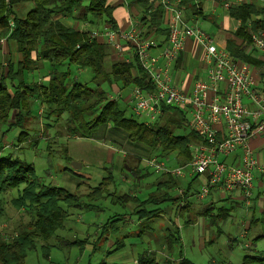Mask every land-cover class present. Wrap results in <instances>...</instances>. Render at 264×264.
<instances>
[{
  "label": "trees",
  "instance_id": "1",
  "mask_svg": "<svg viewBox=\"0 0 264 264\" xmlns=\"http://www.w3.org/2000/svg\"><path fill=\"white\" fill-rule=\"evenodd\" d=\"M195 1L181 0L184 14H196L202 19H207L208 16L202 13L200 4H195ZM26 2H32V7L23 16H17L13 6ZM131 3L138 8L139 24L144 29V37H166L167 30L163 27L164 9L161 4L156 0H131ZM114 9L115 6L109 4L108 0H0V38L11 40L19 55L15 63L9 61L5 66L0 63V125L8 122L10 112L14 111L8 128H23L17 140L24 141L31 131L27 128L26 121L31 117V105L36 99L46 107L45 116H55L57 119L66 116L64 126L71 137H91L105 125L111 130L112 136L118 131L127 140L147 146L153 154L157 153V157H166L169 165H183L192 157L189 145L200 141L197 133L188 126L184 112L178 108L163 106L162 113L150 125L125 116L122 102L109 98L104 86L108 89L133 86L150 89L152 85L146 73L136 58L129 62L112 61L107 69L105 64L111 53L108 45L92 38L90 29H80L64 21L65 17L76 18L78 13L84 20L90 16L89 24L102 23L101 28L106 25L116 30ZM263 10L256 1H243L231 5L228 9L229 17L239 20V25L227 37L226 48L238 62L260 66V61L248 55L245 49L250 45L248 29L258 26L255 22L249 24L251 16ZM178 60L179 57L176 62ZM42 61H46L51 67L45 80L42 83L24 82L23 75L36 69L37 64ZM71 65L89 70L92 74V84L77 80L68 84ZM6 80L10 83L9 87L5 84ZM168 155H172V158L168 159ZM139 162L137 158L133 167L124 165L137 178L147 174H139ZM161 175L164 179L155 185V190L145 199L139 200L136 195L131 194L119 197L121 202L137 203L135 208L138 209H134V212L137 213L138 219L147 214L150 215L148 217L153 216L155 210L145 207L158 202L176 203L177 212L180 214L188 207L187 200L194 195L190 182L185 185L183 194L170 196L168 191L179 188L183 182L180 178ZM110 178L111 176L107 177L86 193L85 198L90 201L100 198ZM20 184H23V187L16 197L10 199V204L16 210L24 209L29 214L30 221L21 224L8 238L3 239L0 234V264H26V253L35 247L37 241L44 243V249L48 247L45 242L63 227L68 215L60 206V202L67 207L81 206L77 194L61 187L39 184L31 164L10 155L0 157V194ZM213 190L214 188H211L209 193ZM180 201L184 202L183 205H179ZM211 206L212 203L200 215L207 214ZM3 213L0 197V218ZM191 220L192 218L185 219L184 223ZM179 242L177 226L169 229L163 237V244L168 251ZM262 259L264 258H256L257 261ZM136 264L158 262L155 253L147 251L137 256ZM243 264H250V261Z\"/></svg>",
  "mask_w": 264,
  "mask_h": 264
},
{
  "label": "rangeland",
  "instance_id": "2",
  "mask_svg": "<svg viewBox=\"0 0 264 264\" xmlns=\"http://www.w3.org/2000/svg\"><path fill=\"white\" fill-rule=\"evenodd\" d=\"M31 7L32 2H26L14 5L13 10L21 17ZM204 12L209 18H198L191 24L215 39H222L227 34L225 27L235 24L223 17V9L218 3L213 6L209 3ZM77 14L76 18L65 17L64 21L79 28L81 26L82 29H102V23L89 24L90 16L84 20ZM135 18L138 20L139 16ZM112 61L115 59L107 58V69ZM40 63V67L23 75L24 82L35 83L38 78L49 73V64L46 61ZM195 64L202 68L198 58ZM70 70L68 84L74 80L92 84L89 70L74 65L70 66ZM5 84L8 87L10 85L8 80ZM104 88L112 99L122 102L125 116L138 122L145 120L135 116L124 103L131 87ZM45 113L46 107L35 99L31 105V117L26 121L31 131L24 141H18L23 128H8L13 120L14 111H11L8 122L0 125V157L10 155L31 164L39 184L61 187L77 194L81 206L67 207L60 202L68 214L63 227L45 242L48 244L46 249L42 247L44 243L37 241L35 247L26 253V264H136V256L147 251L155 253L158 264H243L246 261L264 264V259L256 260L264 258V172H254L248 204L237 198V195L218 199L217 192L213 190L204 199L192 200L199 207L209 203L212 206L205 215H200L201 209H198L197 214L193 212L189 223H184L187 212L180 214L176 203L170 201L147 205L146 209L155 210L154 215L148 217L150 215L147 214L138 219L134 212V209H138L135 208L137 203L121 202L119 197L131 194L143 200L152 193L159 174L144 167L142 158L153 154L147 146L127 140L118 131L112 136L111 130L105 125L91 137H71L64 126L66 116L57 119L55 116H45ZM250 147L263 159L264 133H258L251 139ZM167 157L171 159L172 155ZM137 158L140 160L137 165L139 174L147 172L140 178L133 176L124 166L133 167ZM223 160L227 162V159ZM73 162L80 166L74 168ZM109 176V184L102 196L87 200L84 195ZM180 180L184 183L189 178ZM201 182L202 179L196 177L193 189L198 191ZM22 187L23 184H20L0 194L4 208L0 218L3 239L12 236L21 224L30 221L24 209L16 210L10 204V199L16 197ZM184 187L182 184L179 188L170 189L169 195L177 196L178 189ZM176 226L180 235L179 244L173 246L171 251L162 249L164 235ZM153 236L157 241L152 239Z\"/></svg>",
  "mask_w": 264,
  "mask_h": 264
},
{
  "label": "built area",
  "instance_id": "3",
  "mask_svg": "<svg viewBox=\"0 0 264 264\" xmlns=\"http://www.w3.org/2000/svg\"><path fill=\"white\" fill-rule=\"evenodd\" d=\"M156 1L164 9L167 30L164 39L155 35L144 37V29L130 16V26L124 31L106 25L90 31L92 38L111 47L121 60L129 62L136 58L146 73L152 87L133 86L124 98L135 116L143 117V122L150 125L162 113L163 106L187 110L188 126L200 138L199 142L189 145L192 155L189 162L173 166L167 159L150 155L142 158L144 167L174 178L200 177L202 182L195 193L199 200L206 198L214 188L222 197L237 195L248 204L254 172H264V158L255 154L249 143L258 133H264V71L255 81L250 64L238 62L223 41H216L199 27L187 23L181 0ZM259 1L264 8V0ZM242 2L220 0L227 11L234 3ZM254 22L258 26L248 29L250 46L264 60V10L251 17L249 24ZM186 38H192L201 46L205 69V77L196 79L189 90L177 85L170 72ZM122 43L127 44V57H124ZM236 152H239L237 162L220 159ZM183 191V188L178 189V194ZM183 203L180 201L179 205Z\"/></svg>",
  "mask_w": 264,
  "mask_h": 264
},
{
  "label": "crops",
  "instance_id": "4",
  "mask_svg": "<svg viewBox=\"0 0 264 264\" xmlns=\"http://www.w3.org/2000/svg\"><path fill=\"white\" fill-rule=\"evenodd\" d=\"M124 1L126 2V4L124 3ZM204 1L205 2H202L201 0L195 1V4H200V9H201L202 13H204V14H205L204 11L207 9V5L209 3H211L212 6L215 5L216 3L220 4V0H213V2H212V0H204ZM243 1H256L257 3L260 2L259 0H243ZM108 2H109V4L115 6V9L113 11V17L117 23V30L124 31V30L129 28V26H130V21L128 19L129 16L131 17L132 21H136L139 23V19L137 20L135 18V16H139V14L137 13L138 8L134 4L131 3V0H108ZM234 4H236V3H234ZM220 6H221V4H220ZM223 12H224L223 17L227 20L234 21L235 24H234V26H228L227 25V27H225L226 28L225 31H227V34H225V36L222 39H217V38L215 39L213 37L212 38L216 41H219V42L223 41L226 45L227 37L231 34V32L236 30V29H234V27H235V25H237V27H238L239 20H235V19L229 17L227 10L223 9ZM185 18H187V19H185ZM198 18H201V17H199L196 14H188V13L184 14V19L189 24H191V22H193L194 20H196ZM208 18H209V16H208ZM163 27L166 29L164 22H163ZM162 38L164 39V36H162V35L159 36V39H162ZM0 46H1V54H0L1 65L5 66L7 64V62H9V61L15 63L18 60V58H19L18 52H16V47L11 40H6L4 37H1L0 38ZM122 46H123L124 57H127L128 53H129L127 44L122 43ZM109 49L111 52L110 57L112 59L121 60L119 58V56L113 52L111 47H109ZM245 50H246V53L248 55H250L252 58L260 61L259 67L255 66L251 63L246 62V63L250 64V66L252 68V77L256 81L258 79L259 75L264 71V60L257 55V53L253 50V48L250 45H248ZM201 53H202L201 46L197 42H195L192 38H186L184 40V43H183V49L179 54V60L177 62L175 61V62H173V64H171L170 72H171L172 80L184 90H189L191 88L193 82L196 79L205 77V69H204V65L202 64V61H201ZM10 56L12 58H10ZM4 57H5V59H4ZM196 58H198V60L201 63V66H202L201 69L199 67L200 65L198 66V64L197 65L195 64ZM40 65H41V63L37 64L36 69L38 67H40ZM0 72H1V69H0ZM45 78H46V75L43 76L42 78H38L37 82L38 83L42 82L45 80ZM37 82H35V83H37ZM31 83H33V82H31ZM31 83L28 82V84H31ZM179 110L184 112L186 120H187V124H188L189 115L187 113V110H181V109H179ZM254 147H255V144H254ZM238 154H239V152H236L234 155L227 157L226 158L227 161L228 162H237L238 161ZM255 154H257V153H255ZM163 177L164 176H162L161 174L158 175V177L156 178L157 181L153 184V186H154L153 191L155 190V185L158 182H160L162 179H164ZM195 181H196V177H192V178H189L188 181H184V183H183L184 185H186L187 183L190 182V189L192 192H194V195L189 197L187 200L188 207H186L184 209V212H187L186 213L187 217L185 219L192 218L191 216L193 215V212L195 214H197L198 209H201L203 211L210 204L209 203L205 206L199 207L193 203L192 200H195V199L197 200V198L195 196V193L197 192V190L193 189V184ZM216 195H217L218 199H220L219 197H222L218 193H216ZM195 207H198V208H196L194 210ZM192 209H193V211H192ZM154 237L155 236H153V238H152L153 240H155ZM155 241H157V240H155ZM160 241H161V238H160ZM161 248L162 249L165 248L164 244ZM137 256H136V258H137ZM136 258L134 261L135 263H136ZM112 264H122V263H112Z\"/></svg>",
  "mask_w": 264,
  "mask_h": 264
},
{
  "label": "water",
  "instance_id": "5",
  "mask_svg": "<svg viewBox=\"0 0 264 264\" xmlns=\"http://www.w3.org/2000/svg\"><path fill=\"white\" fill-rule=\"evenodd\" d=\"M72 166H73L74 168H78L80 165H79L78 163L73 162V163H72Z\"/></svg>",
  "mask_w": 264,
  "mask_h": 264
}]
</instances>
